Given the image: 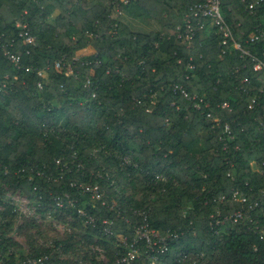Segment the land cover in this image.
Returning <instances> with one entry per match:
<instances>
[{
    "label": "trees",
    "instance_id": "obj_1",
    "mask_svg": "<svg viewBox=\"0 0 264 264\" xmlns=\"http://www.w3.org/2000/svg\"><path fill=\"white\" fill-rule=\"evenodd\" d=\"M193 2L0 0V34L14 38L13 51L32 68L17 70L0 50V206L1 218H9L0 225L3 264L45 254L42 264H70L51 251L67 254L79 244L71 236L53 250L21 251L7 237L13 213L3 185L25 194L40 215L63 211L78 223L68 202L83 205L94 225L82 237L97 236L106 248L119 232L131 243L144 219L160 237L176 235L163 253L140 241L142 257L132 264H152L149 255L154 264H264V75L252 61L264 64V0L253 10L243 0H220L232 35L225 46L213 27L199 30L191 46L177 38ZM126 18L152 21L158 30H133ZM16 23L28 26L36 46L17 37ZM257 29L262 36L250 42ZM88 47L93 54L68 73V62ZM85 185L98 186L101 199L92 200ZM104 220L112 224L108 238ZM108 256L113 262L115 252Z\"/></svg>",
    "mask_w": 264,
    "mask_h": 264
},
{
    "label": "built area",
    "instance_id": "obj_2",
    "mask_svg": "<svg viewBox=\"0 0 264 264\" xmlns=\"http://www.w3.org/2000/svg\"><path fill=\"white\" fill-rule=\"evenodd\" d=\"M131 1L136 0H120V2L124 5L130 4ZM263 0H243V2L247 5L246 8L249 10H253L254 7L261 3ZM117 18L112 19H118L121 16V11L118 7H114ZM116 27V25H114ZM207 27H213L216 29V31L222 36L221 45L225 46L228 42V40L232 39L231 31L229 27L226 25L224 18L221 14L220 10V0H194V2L190 5L188 12L183 16L182 23L180 26L176 28L178 31L177 38L183 39L187 42L188 46H191L193 41L197 38L198 31L204 30ZM15 28L17 29V37L23 40V43L25 45L30 46H36L37 40L34 36L30 34L29 28L26 24H20L16 23ZM260 33L259 30H255V35L250 36L249 41L254 42L259 37L262 36L256 35ZM16 42L11 35H5L0 34V50L3 52L4 57L12 64L13 67H15L17 70L23 69L26 73L32 71L31 67H26L22 63V56L15 51H13V48L16 47ZM232 47L234 50L240 51L242 56H248V53L242 50L239 44L232 42ZM224 53V50L222 51ZM26 55L29 54V51L26 50ZM81 58L77 57V55L72 58V62L67 64V72L71 73V64L80 62ZM252 61L254 62L253 70L254 71H262L264 75V64L260 61H256L255 58H252ZM85 65L88 64V62L84 63ZM97 65V64H95ZM60 64L57 63L56 67H59ZM187 69L189 71L194 70L193 64H188ZM39 74V73H38ZM186 79L189 78L187 75L185 77ZM81 79V78H80ZM81 80H84L82 78ZM84 86L89 87L91 85V81L89 78H86L84 81ZM243 84L248 85L249 81L247 79L243 80ZM6 87V84H2L1 88L4 89ZM38 87L41 88V83H38ZM174 92H179L180 95L183 97H187V93L185 92L184 88L181 85H175L174 86ZM94 97V95H93ZM192 100L196 99V96L191 97ZM201 102V100H199ZM200 104H195L196 109H199ZM222 108L226 107L225 104L221 106ZM206 118L211 120L212 127L211 128H218L219 127V119L218 118H212V116L207 113ZM224 133L230 137V139H233V137L230 135L229 128L226 126L224 129ZM155 179L160 180L161 177L159 175H155ZM83 191L85 193L90 194V197L92 200H100L102 197V194L100 193L98 186L96 185H85L82 187ZM261 196L264 197V188L261 193ZM241 202L244 200L241 199ZM75 202L69 201L68 205L70 208L74 209L77 215V218L80 220V222H84L87 225H94V218L90 215H87L84 211V209L78 208L77 206L74 207ZM257 203L255 202L254 205L251 207L253 208L256 206ZM57 207L61 208L63 207V204L61 202H57ZM245 210L239 209L236 211L232 216L231 219H233L234 222L241 219L244 215ZM103 224H105V227L102 229V233L105 236L112 235V224L108 221H103ZM215 224L219 226L220 224H223L222 221L216 220ZM171 238H176V235L173 237L165 236L160 237L157 232H154L153 230H150L147 223L145 222V219L141 223L140 226L134 228V238L131 243H128L126 240V237L123 236V240L121 242V246L124 248L125 252L122 254H119L118 252L115 253V258L113 262H110L109 264H132V262L139 258L140 248H139V242L144 241L145 248L149 249L150 251H154V248H156V252L163 253L167 249L168 240ZM1 259V255H0ZM49 259L48 255H43L41 257L37 258H25V260H21L16 264H42L45 261ZM150 263L154 264V262L157 260L156 256L149 255L146 258ZM0 264H3L2 261H0Z\"/></svg>",
    "mask_w": 264,
    "mask_h": 264
},
{
    "label": "rangeland",
    "instance_id": "obj_3",
    "mask_svg": "<svg viewBox=\"0 0 264 264\" xmlns=\"http://www.w3.org/2000/svg\"><path fill=\"white\" fill-rule=\"evenodd\" d=\"M111 17L117 18L115 9L112 10ZM125 22L136 31L158 30V26L152 21L126 18ZM43 28L48 29L47 25H44ZM92 50L88 47L76 55L78 58L85 57L90 55ZM2 193L3 201L12 209L13 213L12 225L7 230V237L17 243L25 254L29 253L31 255L34 251L40 250H53L54 242L71 236L79 242L75 245L73 251L64 254L60 249H56V252L51 251V255L56 254L60 261L70 264H92L90 261L92 258L99 264H109L108 254H112V252L122 254L123 249L120 250L119 245L121 246L123 235L120 232L116 233L117 239L110 241L106 248L99 243L97 236L89 235L87 238L89 242L85 241L82 235L87 233L86 224L84 222H78V224L70 214L63 211H52V213L40 215L36 212L34 204L20 191L3 185ZM137 198L140 199L138 196ZM75 206H79L78 208L81 209L84 207L83 205L74 204ZM3 211L4 208L0 206V225L2 226L9 219L1 218ZM104 237L108 238L105 235ZM16 256L19 257L17 252ZM140 256L142 257L141 252L139 253Z\"/></svg>",
    "mask_w": 264,
    "mask_h": 264
},
{
    "label": "crops",
    "instance_id": "obj_4",
    "mask_svg": "<svg viewBox=\"0 0 264 264\" xmlns=\"http://www.w3.org/2000/svg\"><path fill=\"white\" fill-rule=\"evenodd\" d=\"M94 50H92L90 53L93 54Z\"/></svg>",
    "mask_w": 264,
    "mask_h": 264
}]
</instances>
